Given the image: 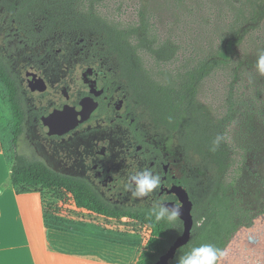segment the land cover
Here are the masks:
<instances>
[{
	"label": "trees",
	"instance_id": "1",
	"mask_svg": "<svg viewBox=\"0 0 264 264\" xmlns=\"http://www.w3.org/2000/svg\"><path fill=\"white\" fill-rule=\"evenodd\" d=\"M202 1L173 0V7L184 15L192 10H186L188 3ZM210 1L217 3L221 28L214 43L186 53L170 29L164 30L157 0H140L131 18L123 17L126 0H0V22L13 20L14 36L28 37L30 43L54 37L87 41L106 67L121 77L139 116L135 125L140 123V129L160 144L178 150L181 176L176 182L187 189L193 202L194 225L189 242L169 264H178L182 253L204 243L225 250L241 229L252 227L264 214V163L258 170L249 164L259 145L250 138L258 112L250 101L236 98L232 89L219 109L202 99L206 80L219 70L238 68L242 47L257 43L255 32L264 23V0ZM8 55L14 56L11 51ZM8 55L0 53V77L8 87L14 115L13 184L60 187L74 196L77 207L145 225L151 235L135 264H155L182 236L184 221L156 224L149 216L151 205L111 203L87 180L52 169L31 154L25 143L22 147L25 92L13 68L16 55ZM218 135L223 139L212 152Z\"/></svg>",
	"mask_w": 264,
	"mask_h": 264
},
{
	"label": "flooded vegetation",
	"instance_id": "2",
	"mask_svg": "<svg viewBox=\"0 0 264 264\" xmlns=\"http://www.w3.org/2000/svg\"><path fill=\"white\" fill-rule=\"evenodd\" d=\"M14 23L0 22V53L11 51L17 58L13 68L21 76L25 92V146L30 153L56 171H75L114 204L141 201L124 185L130 174L144 169L159 174L163 181L160 191L142 199L144 202H180L174 192L182 186L176 182L181 176L179 158H172V151L142 131L140 123L135 125L139 116L121 77L115 75L117 71L106 67L83 38L64 37L69 46L59 48L51 44L56 37L30 43L25 34V39L13 35ZM12 43L14 49L8 48ZM18 60L25 65L24 74ZM84 100L96 102L90 118L62 133L63 113ZM94 120L95 126L87 125ZM114 127H123L126 135L112 133ZM79 133L83 139L74 142L71 136ZM171 195L178 200L169 199Z\"/></svg>",
	"mask_w": 264,
	"mask_h": 264
},
{
	"label": "rangeland",
	"instance_id": "3",
	"mask_svg": "<svg viewBox=\"0 0 264 264\" xmlns=\"http://www.w3.org/2000/svg\"><path fill=\"white\" fill-rule=\"evenodd\" d=\"M126 1L128 5L123 17L131 18L133 16V8L140 0ZM157 1L160 8L159 17L161 23L164 25V30L168 31V28L170 29V32H168L181 43L186 53L198 51L201 47L214 43L216 35L221 28L216 2L203 0L201 4L192 6H189L188 3L186 10L190 7H192V10L184 11V15H182L180 13L181 10L173 7V0ZM255 39L258 44L252 42L251 45H248L246 43L242 47L238 60L239 64L237 63L238 68L236 67L235 69L233 67L228 71L219 70L215 75L206 80L202 89V99L214 108L219 109L223 107L224 100L230 89H232L236 98L242 97L251 102V107L256 109L258 116L252 121L255 132L251 133L250 138L255 139L254 143L259 141V145L254 155L250 158L249 164L253 170H258L264 163V76L260 75L256 70L255 61L258 52L264 50V23L255 32ZM51 44H54L56 48L69 46L64 37H56ZM254 45H257V48ZM18 63L19 70L24 74V63L22 60H18ZM0 120L6 122L12 131L14 127V115L10 93L1 77ZM87 125H91V127L95 126L96 121H91ZM111 131L119 135H126V130L123 127H114ZM80 133L71 136L74 142L78 139H83ZM24 143L25 137L22 147H24ZM169 149L172 151V158L179 157V152L176 148L171 147ZM11 153V157L15 161V145L11 148ZM66 173L79 176L75 171H66ZM34 187H38V185ZM28 189H30L29 186H25V190ZM41 189L44 191L47 220L50 223L64 224V222H67L71 226H91L98 229H112L119 232L132 233L140 237L145 242V245L151 235V231L145 225L129 218L120 220L109 219L106 216L77 207L74 196L63 188L53 187L45 189V187H42ZM122 204L132 206L152 205L143 200L136 203ZM224 251L226 252V256L223 258L221 264H264V214L255 220L252 227L241 229L232 238Z\"/></svg>",
	"mask_w": 264,
	"mask_h": 264
},
{
	"label": "crops",
	"instance_id": "4",
	"mask_svg": "<svg viewBox=\"0 0 264 264\" xmlns=\"http://www.w3.org/2000/svg\"><path fill=\"white\" fill-rule=\"evenodd\" d=\"M13 130L0 120V264H135L145 247L137 235L50 223L43 186L13 184Z\"/></svg>",
	"mask_w": 264,
	"mask_h": 264
},
{
	"label": "clouds",
	"instance_id": "5",
	"mask_svg": "<svg viewBox=\"0 0 264 264\" xmlns=\"http://www.w3.org/2000/svg\"><path fill=\"white\" fill-rule=\"evenodd\" d=\"M255 68L260 75L264 76V50L257 54ZM171 122V117H169ZM221 136H217L210 147V151L215 152L222 141ZM163 186L162 177L154 173L151 169L136 171L128 176L124 187L131 193L134 199L142 200L159 192ZM150 219L154 223H166L174 225L182 217V206L180 202L169 206L162 199L154 200L149 209ZM226 252L211 243H204L195 246L188 252L182 253L178 258V264H221Z\"/></svg>",
	"mask_w": 264,
	"mask_h": 264
},
{
	"label": "water",
	"instance_id": "6",
	"mask_svg": "<svg viewBox=\"0 0 264 264\" xmlns=\"http://www.w3.org/2000/svg\"><path fill=\"white\" fill-rule=\"evenodd\" d=\"M95 103L96 102L89 104L87 100H84L80 106L63 113L62 117L66 123L64 125V129L61 132H68L69 130L78 126L80 123L88 120L96 107ZM174 192L180 199V203L182 206L181 219L184 221L185 230L182 236L169 249V251L165 255H163L155 264H169L176 255L178 249L186 245L191 238V233L194 225L192 213L193 202L190 199L187 189H185L184 187L178 186L174 189ZM168 205L171 206L172 204Z\"/></svg>",
	"mask_w": 264,
	"mask_h": 264
}]
</instances>
